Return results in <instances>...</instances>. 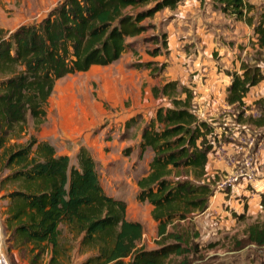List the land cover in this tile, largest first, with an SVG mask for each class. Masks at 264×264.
Returning a JSON list of instances; mask_svg holds the SVG:
<instances>
[{
  "label": "trees",
  "instance_id": "16d2710c",
  "mask_svg": "<svg viewBox=\"0 0 264 264\" xmlns=\"http://www.w3.org/2000/svg\"><path fill=\"white\" fill-rule=\"evenodd\" d=\"M182 1L62 0L12 33L0 27L4 230L10 249L29 256L30 264H42L45 256L48 264H65V236L77 240L80 252L89 255L80 264H193L199 257L194 218L208 209L217 188L216 180L208 178L210 155L220 142L230 140L217 133L216 119L198 116L193 90L177 81L155 88V95L168 98L170 106L160 107L142 133L141 149L151 148L154 157L138 181V198L150 204L158 223L154 250L141 246L143 225L128 220L125 201L106 193L87 149L79 151L73 164L69 156L57 155L49 142L34 135L26 139L30 119L36 130L44 122L59 80L118 61L132 47L130 40L152 27L145 23L148 19L166 8L176 9ZM211 1L224 15L252 27L254 44L264 50V14L256 15L248 0ZM160 40L166 47L165 34ZM160 49L150 53L157 55ZM227 73L232 83L226 101L235 112V123L264 128V97L254 102L258 116L247 114L244 101L264 84V60L242 62L240 72ZM248 245L264 249V222L250 225L236 249Z\"/></svg>",
  "mask_w": 264,
  "mask_h": 264
},
{
  "label": "crops",
  "instance_id": "0c3cea01",
  "mask_svg": "<svg viewBox=\"0 0 264 264\" xmlns=\"http://www.w3.org/2000/svg\"><path fill=\"white\" fill-rule=\"evenodd\" d=\"M56 2L53 6L58 4ZM248 2L253 4L251 0ZM145 23L152 26L148 31L155 30L156 34L153 35L160 37V32L166 35V47L157 43L152 48L153 51L161 47L160 53L152 55L150 50L144 52L138 41L137 45L113 64L84 72L88 73V85L95 84L97 97L95 100L85 99L83 104L79 100L73 101L75 99L71 91L65 88L63 80L71 75L59 80L39 129L36 130L33 120H29V124L34 126L31 135L39 141L52 144L57 155L69 156L73 164L77 163L79 151L87 149L96 162L106 193L125 201L128 220L143 226L142 220L129 217V210L138 205H147L150 215L152 209L149 203L138 198V181L148 173L154 157L151 148L142 151V133L160 107L170 106L168 98L156 96L154 89L170 81H177L180 86L190 88L195 94L198 116L212 121L215 119L212 117L228 104L226 98L232 78L227 72H240L242 62L254 63L244 58L247 51L239 45V41H244L243 34L247 41L250 40L251 33L254 35L253 28L236 21L234 17L224 15L214 8L211 0H204L203 3L201 0H183L176 9L166 8ZM16 29L8 32L12 33ZM145 33L133 39L142 37L147 40ZM232 40L238 42L231 44L235 43ZM149 63L151 65L147 66ZM156 67L160 68L156 70ZM67 97L73 100H67ZM211 157L220 158L217 148ZM210 162L208 174L217 170V163L214 162V165ZM243 182L239 193L248 198L249 206L262 195L253 191L251 194L247 190L249 183L246 180ZM220 191L224 189L219 188L211 198V208L213 204L215 209L223 207L219 206L220 201H224V194H220ZM244 204H238L241 210ZM62 231L66 233L65 228ZM1 233L0 228V238ZM144 238L145 234L142 241ZM18 262L30 264V259Z\"/></svg>",
  "mask_w": 264,
  "mask_h": 264
},
{
  "label": "rangeland",
  "instance_id": "374dc122",
  "mask_svg": "<svg viewBox=\"0 0 264 264\" xmlns=\"http://www.w3.org/2000/svg\"><path fill=\"white\" fill-rule=\"evenodd\" d=\"M59 1L0 0V25L3 28L5 27L7 31H10L16 29L20 24L34 22L47 14V12L55 7L53 6L54 3H58ZM251 1L256 8V15H260L261 13L264 14V0ZM153 34H156V32L151 29L145 33V36H148L147 40H143L142 37L138 40L132 39L131 48H133L134 45H137V43H139L138 41H140V46L144 48V50H142L146 53H148L149 50L151 52L155 44L161 43L160 38L162 35L161 32L159 33L160 37ZM243 35L242 37L244 41H239V45L244 46L243 49L247 51L244 58L253 62L255 60L263 61L264 50L257 48V45L254 44L256 39L253 33H251L250 40L248 41ZM157 36L159 41L156 40ZM232 41L235 43L232 42L231 44H236L238 42L236 40ZM236 54L238 57L239 54ZM235 56L236 55H234L233 58H235ZM236 60L237 58H235V61ZM159 68L160 67H156V70ZM87 77L88 73H76L63 80L66 83L65 88H69V91H71L70 94H72V97L74 96L75 99L73 100L70 97H67V100H79L81 104L84 103L85 99L95 100L97 97L95 93L96 86L95 84L88 85ZM262 94H264V84H261L250 91L248 94L249 98L247 95V99L245 98L246 100H244L249 108L247 114H252L254 116L255 114H260L258 108L254 106V102L259 98L264 97ZM234 114L235 112L232 107L227 104L226 107L222 108L221 111L215 114V117H212L217 120V133L220 136L224 133L226 139L230 140V142L228 144L219 143L217 145L218 149L220 147H223V149H220L222 151L219 154L220 158L216 159L214 158L215 156L210 158V163H213L214 165L217 163V170L214 172L210 171L208 178L216 180L217 192L220 184L223 183L230 174L239 172L245 166V161L249 160L250 162H253L254 167L257 168V177L252 184L249 183V185H247V190L251 194H253V192H259V194H261L260 190L264 189V128L238 125L235 123ZM30 126H32V123L28 124L26 139L30 137L34 130V126ZM232 156L234 162H232ZM226 167H229L230 170ZM243 185L244 182L240 179L236 185H230L228 188H225L223 192L220 191V194H224V201H220L219 206L223 205V207L220 206L219 209H215L213 208L214 204L212 205V208L209 204L208 209L204 213L199 214L194 218V225L200 233V237L196 240L199 249L198 256L200 258L203 257L204 260H200L199 257H197V260L193 264H264V249H257L253 245L245 246L243 249L239 250L236 249L239 242H244L247 228L250 225L257 222H264V205L262 204V200L264 199L263 194H261V197H257L258 200H255V202L248 206V198L239 193V190L242 189ZM243 202L245 203V207L243 206L242 210H244V208L245 210L242 212L240 205L238 204H242ZM6 205L7 200L1 199L0 195L1 234L3 235L4 233L2 237L6 240L5 243L10 263L19 264L18 260L25 261L30 259V257L20 252L19 249H10V243L8 242L9 236H7L8 234L5 233L4 230V211ZM146 207L147 205L144 204L131 208L129 210V217L144 222L145 226L143 227L145 238L140 244L141 246H145L148 250H154L158 248L156 243L158 240V223L154 221L152 215H150V211L146 209ZM237 212H241L240 215H243V217H240ZM238 216L240 218H238ZM62 242L67 246L66 248L68 249L69 255L68 260H65V264H80L89 256L83 255L80 252V245L77 240L65 236ZM48 261V256H45L42 264H48Z\"/></svg>",
  "mask_w": 264,
  "mask_h": 264
},
{
  "label": "built area",
  "instance_id": "2783aa9c",
  "mask_svg": "<svg viewBox=\"0 0 264 264\" xmlns=\"http://www.w3.org/2000/svg\"><path fill=\"white\" fill-rule=\"evenodd\" d=\"M258 115L259 113L255 114V116H258ZM220 149H223V147H220L219 149L217 148L218 154L222 152ZM232 162H234L233 156H232ZM244 165L245 166L239 172L230 174L227 177V179H225V181L220 184L219 188H222L225 190V188H228L230 185H236L240 179H242L243 181L246 180L248 183L252 184V182H254L257 177V174H256L257 168H255L253 162H250L249 160H246ZM260 191H261L260 193L263 194L264 196V189ZM2 236L0 238V264H11L9 257H8V253H7V248H6V243H5L6 240H4L3 239L4 237Z\"/></svg>",
  "mask_w": 264,
  "mask_h": 264
}]
</instances>
